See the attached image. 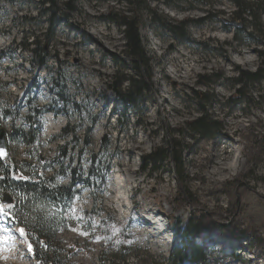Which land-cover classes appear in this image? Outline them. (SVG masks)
Returning a JSON list of instances; mask_svg holds the SVG:
<instances>
[{"label":"rangeland","instance_id":"1","mask_svg":"<svg viewBox=\"0 0 264 264\" xmlns=\"http://www.w3.org/2000/svg\"><path fill=\"white\" fill-rule=\"evenodd\" d=\"M141 2L146 24L140 36L149 62L141 70L150 81L143 105L124 110L108 85L116 72L137 80L128 60L123 67L115 62L125 50L118 19L132 10L127 0H0V128L9 140L8 161L38 166L39 153L46 160L41 174L51 175L57 147L69 139L51 140L69 123L80 142L92 144L86 150L76 145L83 151L77 161L85 179L88 156L109 137V149L99 153V169L90 178L92 189L78 182L79 195L45 210L61 264H118L121 256L126 264H166L178 243L170 219L201 226L195 242L206 264H264V82L248 88L240 104L232 101L238 72H255L264 64V37L259 43L235 40L250 29L232 19L236 8L228 0ZM49 8L58 13L56 27ZM184 22L186 40L176 41L167 27ZM257 24L264 32V15ZM41 49L47 55L42 66ZM54 104L57 116L50 112ZM28 106L44 108V114L37 120L36 142L27 149L9 135L12 126L28 127L23 123ZM202 109L220 128L211 139L185 126ZM169 147L179 153L180 168ZM155 150H166L167 158L148 176L142 158ZM55 183L64 185L67 178ZM92 192L102 200L96 207ZM6 209L12 213L14 206ZM29 240L39 247L32 236ZM27 245L22 239L18 264H36Z\"/></svg>","mask_w":264,"mask_h":264},{"label":"trees","instance_id":"2","mask_svg":"<svg viewBox=\"0 0 264 264\" xmlns=\"http://www.w3.org/2000/svg\"><path fill=\"white\" fill-rule=\"evenodd\" d=\"M235 8L236 11L233 14V20L240 21L243 23L244 27L249 25L250 31L243 28L242 31L238 32L239 38L235 40L244 41H255L258 42L260 37H264V32L261 30L262 26L257 23L260 22L261 17L264 15V1L263 0H228ZM129 5H131L132 10L129 15L119 16V26L123 29V34L125 38V50L121 54V57H115V62L121 64L122 67L126 64L128 60L135 73L137 74V80L123 77L122 75L115 74L110 80L108 86L113 85L116 92H113L120 101L124 110L127 108L139 109L143 105V96L145 94L147 83L150 81V74L145 70L148 67V61L146 59V52L142 46V38L140 36L141 31L145 28V18L142 14V2L141 0H127ZM51 9L47 10V13L51 17L50 21L53 26L56 27L58 22V13L50 12ZM245 23V24H244ZM168 31L173 34L176 41L186 40L185 31L187 29V23H179L176 26H168ZM237 36V37H238ZM259 43V42H258ZM39 59V65H44V61L47 57L42 51V49L37 54ZM238 78L235 80L237 89L236 100H232L233 104H240L244 101V95L246 90L250 88L253 84H259L264 82V64L255 72L243 71L238 72ZM135 79V78H134ZM127 84L126 86H124ZM202 86H206L205 83H200ZM58 86V85H57ZM57 86H55L57 88ZM63 93V88L59 87V92L57 96L59 97V102H61V107L64 109V104L67 102L65 98L61 95ZM199 101L206 102V96L196 93ZM71 106L76 108V112H80V106L75 103L74 96H71ZM27 116L23 123H26L28 127H11L10 137L15 136L19 141H21L25 148L31 147L32 144L36 142L37 134L39 128L37 120L44 113V108H38L37 106H28L26 109ZM55 114L59 111L55 110V104L51 110ZM80 115V114H79ZM33 116V118H31ZM187 131L191 132L199 138L211 139L215 134L220 131L217 122L213 121L207 116L205 110H201L199 116L194 118L190 122L186 123ZM86 138L90 135V128L85 131ZM85 135V134H84ZM66 137L69 141L64 142L61 146H58V156L52 160L55 163L49 170V176L41 174L43 167L46 164V160L41 159V155L37 153V165L32 167L26 161L21 162L18 167L14 162L4 163L0 161V200L3 194L7 193L11 195L15 200L14 211L19 209V213H14L12 211V220L15 222L19 228L25 230V235L27 237L32 236L37 242V248L33 247L31 242V249L36 258L38 264H61V251L53 249L52 238L50 233L53 232L52 220L46 219L45 210L48 208L58 207L60 205L68 204L69 201L73 200L76 195H79V191L75 190L76 183H82L83 186L88 187V190L92 189V184L90 183V178L95 176V172L99 169L100 157L99 153L103 155L109 149V137L104 138L102 145L99 148L97 154H90L87 158V170L86 178L81 177V167L77 159L82 155L83 151L77 149L76 145L81 143L83 145V150L91 147L90 141L80 142L76 138L75 130L70 129V124L68 123L66 127L62 130V135L57 138L54 137L51 143ZM172 147L168 148L169 156L173 159V164L177 167L181 166V157L179 153H173L171 151ZM167 151L155 150L147 155L143 159L144 167L143 172H146L148 176H151L155 171L158 170L159 165L167 158ZM33 155V152L28 150L27 156ZM59 159L63 162L60 163ZM180 168V167H179ZM110 171L109 165L104 168L103 174L100 176V181L102 184L106 182V176ZM15 173V174H14ZM78 174V176H77ZM12 175H17L18 180L15 182L11 179ZM67 178L66 184L58 185L55 183L56 179ZM94 199L92 200L93 207L96 204L102 202L101 199H97L92 192ZM171 231L174 235L175 240L178 243L174 244V248L171 251L169 259L166 264H206L207 257L203 254L202 249L195 242L198 237V231L201 226H193L191 219L184 224L181 221L171 220ZM117 257V256H116ZM121 262L118 264H126V257H118ZM108 264H116L115 260L108 262Z\"/></svg>","mask_w":264,"mask_h":264},{"label":"water","instance_id":"3","mask_svg":"<svg viewBox=\"0 0 264 264\" xmlns=\"http://www.w3.org/2000/svg\"><path fill=\"white\" fill-rule=\"evenodd\" d=\"M7 157V147H6V140H5V131L0 130V158L5 160ZM12 199L9 195H3L1 204L2 205H7L11 204Z\"/></svg>","mask_w":264,"mask_h":264},{"label":"snow or ice","instance_id":"4","mask_svg":"<svg viewBox=\"0 0 264 264\" xmlns=\"http://www.w3.org/2000/svg\"><path fill=\"white\" fill-rule=\"evenodd\" d=\"M0 212H4L3 207H0ZM19 232H20L21 236L25 235V230L23 228H20ZM29 250H31V245H29Z\"/></svg>","mask_w":264,"mask_h":264},{"label":"bare ground","instance_id":"5","mask_svg":"<svg viewBox=\"0 0 264 264\" xmlns=\"http://www.w3.org/2000/svg\"><path fill=\"white\" fill-rule=\"evenodd\" d=\"M20 79V78H19ZM118 195V194H117ZM123 195V194H122ZM120 200V199H119ZM119 200H117V201H119ZM118 206V205H117ZM119 207V206H118ZM150 225H152L151 223H150ZM155 230V229H154Z\"/></svg>","mask_w":264,"mask_h":264}]
</instances>
